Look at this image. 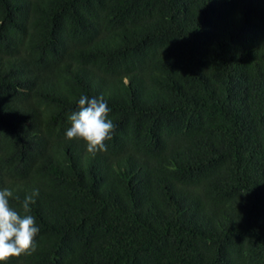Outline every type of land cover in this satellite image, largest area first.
Wrapping results in <instances>:
<instances>
[{
	"label": "trees",
	"instance_id": "1",
	"mask_svg": "<svg viewBox=\"0 0 264 264\" xmlns=\"http://www.w3.org/2000/svg\"><path fill=\"white\" fill-rule=\"evenodd\" d=\"M5 188L21 215L39 190L7 264H264V0H0Z\"/></svg>",
	"mask_w": 264,
	"mask_h": 264
},
{
	"label": "clouds",
	"instance_id": "2",
	"mask_svg": "<svg viewBox=\"0 0 264 264\" xmlns=\"http://www.w3.org/2000/svg\"><path fill=\"white\" fill-rule=\"evenodd\" d=\"M110 109L103 96L89 98L81 96L78 109L69 120L71 127L66 131L68 140H82L86 151L92 155L107 151L105 141L111 139L115 125L108 118ZM39 195L36 189L25 197L21 208L25 214L10 206L9 198L13 192L7 188L0 190V264H7L13 257L31 255L35 251V237L39 233L35 218L27 214L29 205L35 203L34 197Z\"/></svg>",
	"mask_w": 264,
	"mask_h": 264
}]
</instances>
